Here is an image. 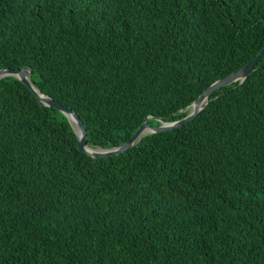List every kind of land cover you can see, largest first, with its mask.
Wrapping results in <instances>:
<instances>
[{"label":"trees","instance_id":"trees-1","mask_svg":"<svg viewBox=\"0 0 264 264\" xmlns=\"http://www.w3.org/2000/svg\"><path fill=\"white\" fill-rule=\"evenodd\" d=\"M263 45L264 0H0V69L91 147L179 119ZM77 142L0 79V264H264V56L178 128Z\"/></svg>","mask_w":264,"mask_h":264},{"label":"water","instance_id":"water-1","mask_svg":"<svg viewBox=\"0 0 264 264\" xmlns=\"http://www.w3.org/2000/svg\"><path fill=\"white\" fill-rule=\"evenodd\" d=\"M263 56H264V45L262 49L257 53V55L254 58H252L249 62H247L245 65H243L241 68H239L235 72H232L226 77L216 80L215 82L210 84L195 100L191 102V104H189L185 108L184 110L186 112L185 115H183L179 119L172 121H165L161 118L153 117L150 115L146 116L145 119L142 121V123L138 126V128L132 133V135L128 139H126L121 145L110 148L89 146L87 144L86 129L80 115L76 111L65 107L51 96L44 94L40 90H38L30 79L31 70L29 68L27 67H23L20 69H13L10 67L2 68L0 69V79L6 76H13L19 79L24 85H26V87L33 94H35L38 97L42 105L47 107H53L59 110L60 112H62L67 117L68 121L70 122L71 126L73 127L77 135L78 148L81 151H84L85 153L90 155L92 158L97 159V158H104V157L120 154L128 150L132 146H134L143 137L149 134L178 128L183 124H185L186 122L192 120L207 105L214 91L226 85H231L233 83H238V84L242 83L247 78V76L252 71H254L257 63L262 59ZM150 118L158 120L159 124L152 125L148 121Z\"/></svg>","mask_w":264,"mask_h":264}]
</instances>
